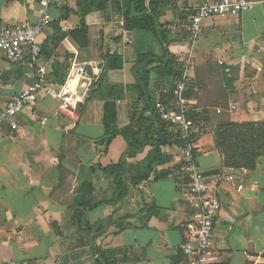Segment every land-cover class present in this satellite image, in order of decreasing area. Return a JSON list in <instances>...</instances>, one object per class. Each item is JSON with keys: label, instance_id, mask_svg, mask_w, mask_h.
<instances>
[{"label": "crops", "instance_id": "crops-1", "mask_svg": "<svg viewBox=\"0 0 264 264\" xmlns=\"http://www.w3.org/2000/svg\"><path fill=\"white\" fill-rule=\"evenodd\" d=\"M205 1L214 0H161L157 22L170 72H185L187 102L209 128L194 142V159L204 174H227L233 181L219 186L221 210L207 264H264V154L253 170L229 167L214 141L220 124L264 120V0H253L236 16L205 18L199 37L190 40L189 17ZM81 5L64 0L49 6L51 22L40 36V63L50 79L53 69L61 78L66 73L64 83L54 85L74 99V114L60 110L59 98L39 94L14 118L16 130L0 128V264H97L87 226L107 218L93 245L109 261L186 264L179 245L194 200L175 171L180 143L162 145L169 160L155 167L143 190L132 179L149 175L150 145L126 157L121 168L102 170L118 163L127 147L121 135L107 147L100 141L104 102L114 101L119 129L136 128L149 110L135 87L134 64L141 54L163 56V44L142 29L129 30L126 42L119 5L107 0L84 16L87 44L80 47L68 32L81 24ZM39 18V0H0V25ZM148 68L150 102H167L161 90L172 76L163 61ZM33 74L27 53L10 63L0 52V109ZM157 128L152 121L153 136ZM118 174L122 188L114 181Z\"/></svg>", "mask_w": 264, "mask_h": 264}, {"label": "built area", "instance_id": "built-area-1", "mask_svg": "<svg viewBox=\"0 0 264 264\" xmlns=\"http://www.w3.org/2000/svg\"><path fill=\"white\" fill-rule=\"evenodd\" d=\"M64 0H39L40 18L35 22H20L0 25V52L10 63L19 62L25 53L29 62L34 66L33 81L22 90L10 97L0 109V128L8 126L11 131L17 129L14 118L27 106L33 104L39 94L54 96L61 100L60 110L68 115L75 112V101L71 96L62 93L50 82L45 66L41 65L40 57L42 46L40 36L51 22L47 9L51 5H58ZM253 0H214L202 2L195 7L189 17L187 34L194 40L201 34L202 21L210 16H236L247 10ZM124 29V21L119 22ZM125 41L130 42L132 35L124 29ZM76 72V71H75ZM82 74V69H80ZM187 76L182 71L171 86L163 87L162 94L169 97L168 101L157 98L153 102V109L159 118L167 122L175 131H178L181 159L176 166V175L184 186L185 191L193 200L191 218L186 221L181 230L182 241L180 252L186 264H207L212 246L214 223L221 210L218 197L219 186L223 182L233 183L227 174L209 176L203 173L194 159V142L209 130L188 117L192 111L185 91ZM44 123V120H41Z\"/></svg>", "mask_w": 264, "mask_h": 264}, {"label": "trees", "instance_id": "trees-1", "mask_svg": "<svg viewBox=\"0 0 264 264\" xmlns=\"http://www.w3.org/2000/svg\"><path fill=\"white\" fill-rule=\"evenodd\" d=\"M161 0H116L119 5V10L123 17L124 29H142L153 33L159 37L160 42L163 44V56H156L151 53L141 54L134 64V78L135 87L146 99L147 108L149 110L147 116L138 118V125L134 128L133 125L119 129L116 125V106L114 101L107 100L103 105V127L104 133L100 141L107 147L110 141L116 135H121L126 142V151L121 155L120 160L116 164H111L102 168L106 171L112 167L121 168L125 163V158L133 156L138 153L145 145H150L153 148L154 156L148 163L149 175L142 178H133L132 184L135 188L143 190V184L152 180V174L157 165L163 164L169 160V156L164 154L161 147L162 145L169 144L172 141L181 143L178 138V131H175L167 122L161 120L153 109V103L150 102L147 86L149 82V72L151 68L148 65L154 61H163V67L166 69L168 75H171L172 80L169 81V86L179 76L181 71L170 70L173 68L170 59L167 58V40L165 39L164 30L157 22V5ZM107 0H82L81 5V24L68 32L69 37L75 41L80 47L87 44V28L82 23L84 16L92 10H101L104 8ZM165 44V45H164ZM43 49V48H42ZM42 52V51H41ZM112 67V63L109 64ZM66 66V70H67ZM51 71L53 79H50L52 84H63L65 81L66 73L61 77ZM54 75H57L54 77ZM57 77V78H56ZM167 87V86H164ZM186 97V91H185ZM188 117L193 121L198 122L202 126H206L207 122L200 116L199 113L189 111ZM152 121L157 124V135L151 134ZM171 132H169L168 129ZM172 137H174L172 140ZM215 146L223 156V163L226 166L234 168H244L253 170L256 167L257 160L264 154V120L259 121H246V122H227L220 124L214 130ZM120 170V169H119ZM120 174V171H119ZM115 176V182L122 188L120 175ZM122 195L119 196L121 198ZM109 220L104 219L96 222L94 225L87 226V230L92 234L89 247L96 257L97 264H118L114 261H109L104 252L98 251L93 241L96 237L100 236L104 231V224Z\"/></svg>", "mask_w": 264, "mask_h": 264}]
</instances>
